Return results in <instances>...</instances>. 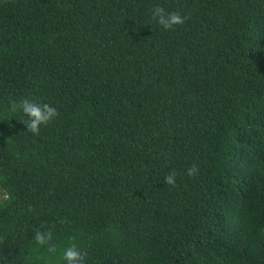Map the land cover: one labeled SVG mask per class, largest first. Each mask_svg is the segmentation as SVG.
<instances>
[{"label":"trees","instance_id":"obj_1","mask_svg":"<svg viewBox=\"0 0 264 264\" xmlns=\"http://www.w3.org/2000/svg\"><path fill=\"white\" fill-rule=\"evenodd\" d=\"M0 189V264H264V0H0Z\"/></svg>","mask_w":264,"mask_h":264},{"label":"clouds","instance_id":"obj_2","mask_svg":"<svg viewBox=\"0 0 264 264\" xmlns=\"http://www.w3.org/2000/svg\"><path fill=\"white\" fill-rule=\"evenodd\" d=\"M151 16L156 23H158L162 29L171 30L175 26L185 23L187 17L182 16L177 12H169L160 5H155L151 9ZM7 110L10 113L20 112L25 117L21 122L26 126L28 132L33 135H39L41 126H47L53 122L58 116L59 112L52 104L43 102L37 98L23 97L20 100H11L7 106ZM199 172V166L192 164L186 171L188 177H194ZM177 173L171 171L164 177V183L175 187L176 186ZM5 200L11 198V194L5 191ZM29 211H32L29 207ZM63 223V221H61ZM35 235L33 240L38 246L46 249L47 256L44 253H39L36 256L37 264L43 261V264H49L48 257L55 255L57 252V246L52 243L53 241V229L46 228L44 230L37 229L34 231ZM74 238H69V244L62 251L60 260L64 264H86L87 252L82 250L73 242Z\"/></svg>","mask_w":264,"mask_h":264},{"label":"rangeland","instance_id":"obj_3","mask_svg":"<svg viewBox=\"0 0 264 264\" xmlns=\"http://www.w3.org/2000/svg\"><path fill=\"white\" fill-rule=\"evenodd\" d=\"M4 193H3V191L0 189V201H2L4 198Z\"/></svg>","mask_w":264,"mask_h":264}]
</instances>
